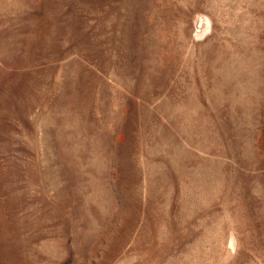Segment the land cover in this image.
Here are the masks:
<instances>
[{
	"label": "rangeland",
	"instance_id": "374dc122",
	"mask_svg": "<svg viewBox=\"0 0 264 264\" xmlns=\"http://www.w3.org/2000/svg\"><path fill=\"white\" fill-rule=\"evenodd\" d=\"M0 264H264V0H0Z\"/></svg>",
	"mask_w": 264,
	"mask_h": 264
}]
</instances>
